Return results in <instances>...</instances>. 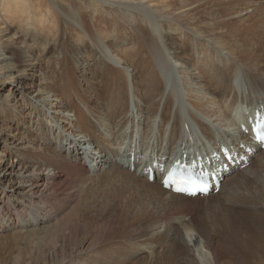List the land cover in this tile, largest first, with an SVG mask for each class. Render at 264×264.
I'll use <instances>...</instances> for the list:
<instances>
[{"label":"bare ground","instance_id":"6f19581e","mask_svg":"<svg viewBox=\"0 0 264 264\" xmlns=\"http://www.w3.org/2000/svg\"><path fill=\"white\" fill-rule=\"evenodd\" d=\"M20 1L6 0L3 8L8 11ZM44 1L65 22L86 36L92 33L91 26L85 28L84 24V14L90 12L86 6L79 7L84 0ZM211 2V7L241 6H237L239 10L233 14L236 18L229 26L217 27L213 23L218 21H202L189 13L167 18L140 2L132 5L133 10L120 11V2L104 5L127 26H132L131 18L140 16L142 23L134 29L138 43H133L134 48L125 38L112 50L99 43L93 34V39H89L98 52L91 56L84 54V59L91 57L93 62L84 61L78 78L73 74L69 83L62 74L68 70L64 57H53V67L49 66L57 74L51 75L47 57L43 61L44 58L34 55L43 52L45 45L39 48L38 42L29 40L31 43L23 41L25 44L19 46L20 42L12 40L18 30L9 32L0 27V64L5 69L0 88L9 87L5 94H0V99L20 101L26 108L21 114L22 108L11 107L13 102L4 106L0 101L3 117L0 119L1 225L7 216L10 228L21 229L25 225L20 214L29 211L38 218V225L31 228L35 233H60L61 242L51 245L53 252H59L66 245V225L73 215L54 225L47 223L59 214L62 204L66 206L73 200L66 190L68 187L93 191V181H97L109 189L105 191L101 187V192L110 197H114L113 192L122 195L127 184H133L135 190L152 188L157 193L156 205L165 209L164 214L193 215L206 208H216V202H226L227 206L239 202L235 196L237 188L248 181L258 182L257 189L252 188L254 191L249 194L248 205L239 206V209L249 208V212L236 210L231 205L230 209H224L221 224L232 239L239 238L237 233L248 232L256 226L264 228V149L260 142L252 140L251 129V124L256 122L255 114L264 109V70L257 68L247 51L254 46L264 49V41L254 40L251 35L255 25L247 22L252 11L250 2L261 1ZM21 5L20 13H26L27 20L35 19L29 15L31 4L21 1ZM170 22L178 29L171 28ZM174 29L178 31L172 42L165 34H174ZM235 30L246 34L240 36ZM29 33L30 37L35 36L32 31ZM119 45L127 48L117 50ZM98 61L110 70L108 82L102 71L100 75L97 71L82 72L86 65H97ZM22 64L25 66L20 68ZM11 77L12 82L6 81ZM8 108L13 109L11 114H5ZM14 116H20L15 126L18 132L8 127ZM37 143L51 148L53 153H37ZM222 146L226 151L221 150ZM212 151L216 152L215 160L208 154ZM226 152L232 155L230 159H226ZM190 158L196 168L200 165L204 168L210 181L213 177L219 180L218 184L207 194L195 196L163 188L162 179L172 169L189 164ZM85 163L93 170L89 171ZM148 166L153 170L152 177L144 171ZM218 166L222 167L221 176ZM87 174L86 180L68 177ZM248 193L242 196L247 198ZM128 195L140 197L131 189ZM143 195L149 196L145 190ZM5 198L9 201L4 202ZM93 206L91 200L88 205L91 213ZM87 215L83 216L82 223H87ZM257 231L263 241L259 230L249 233ZM194 244L206 258L202 240L195 237ZM90 246L94 247L95 241ZM65 263V258H61V264ZM207 264L212 263L207 261Z\"/></svg>","mask_w":264,"mask_h":264},{"label":"rangeland","instance_id":"374dc122","mask_svg":"<svg viewBox=\"0 0 264 264\" xmlns=\"http://www.w3.org/2000/svg\"><path fill=\"white\" fill-rule=\"evenodd\" d=\"M21 1L31 4V14L29 13V15L35 17V19L27 20L26 13H20L19 9L23 8ZM21 1L16 2L10 10L5 11L3 6L6 0H0V27H5L9 32L18 30L13 35L12 40L20 42L19 46L25 44L23 41L34 44L38 42L37 47L39 48L45 45L43 52L34 55L39 56L41 59L44 58L43 61L47 57L49 61L48 72L51 75L57 74L52 68L53 64L51 65L53 57L56 56L59 59L64 57V66L68 70H64L62 74L68 83L71 82L70 78L73 74L75 78H78V72L81 71L84 61L93 62L90 60L91 57L85 59L83 57L84 54L91 56L98 52L92 46L93 40H90L93 39V34L99 43L112 48V50L115 44L121 45L125 38H128V42H132L134 48L136 47L133 43H138V40L137 36L134 35V29L135 26L142 23L140 16L135 15L131 18L132 26H127L125 21L119 20L116 17L117 15L114 16L105 9L104 5L109 6L110 2H120V11L126 8L133 10L132 5L140 2L147 9L156 11L157 14L159 13L167 18L176 16L179 13H189L191 17L199 18L202 21H218L213 23L217 27L229 26L231 20L236 18L233 14L239 10L237 6H241V4H233L234 6L211 7L213 5L211 0H84V3H79V7L86 6L87 12H90L89 15L84 14L86 20L84 24L86 25L85 28L90 25L92 30V33L90 31L86 36L76 26L58 17L54 8L46 1ZM217 1L215 0V2ZM239 1H242L243 4L249 0ZM260 1L258 4L250 2L252 11L247 17V22L250 25H255V30L251 34L254 40L264 41V37H260L264 35V0ZM171 26V28L176 27L178 29L175 24ZM176 30L174 29V34H165V38H170L173 42L177 37L178 30ZM30 31L35 33V36L30 37ZM234 32L239 33L240 36L246 34L243 30H235ZM8 36H11V33ZM120 45L117 50L127 48ZM247 51L253 56L257 68L264 70V49L254 46ZM3 55L9 57L8 54ZM67 64L69 65L68 68ZM103 65V62L98 61L97 65H86L82 72L97 71L100 75L102 71L106 82H108L110 70L106 67L103 68ZM23 66L25 65L22 64L19 67ZM4 73L5 69L0 64V77H4ZM9 80L12 82L13 77L6 79V81ZM100 83L107 86L103 82ZM8 88V85L2 86L0 94H5ZM3 99H0V101L4 103V106L13 102L6 97ZM14 100L16 101V99ZM13 103L11 107L22 108L21 114L26 111L20 101ZM0 104L2 105V103ZM11 111L13 112V109L8 108L5 114H11ZM1 118L3 117L0 113ZM13 118L14 121L8 124V127H12L13 130L17 131L18 127L15 126H17L20 116H14ZM36 146L35 150L39 154L52 152L51 148L45 145L37 143ZM84 166L87 167L88 163H85ZM88 169L89 171L93 170L90 164ZM262 171L264 172V168ZM68 177H71L69 180H86L88 174L79 177L68 175ZM115 179L118 180V178ZM93 183V191L82 188H65L69 191V195L73 197V200L66 206L62 204L59 214L47 223L54 225L56 222L67 220L70 217L69 215H73L72 220L66 225L68 227L66 245L59 252H53L51 245L56 241L61 242L60 233H35L31 228L38 225V218L33 213L25 211L26 214L25 212L20 214L23 225H25L21 229L17 227L16 229L10 228L8 226L10 221L7 220V216H4L2 221L4 220L5 223L3 225L0 223V264H61V258H65V264H207V261L212 264H264V239L263 241L259 239L258 231L252 234L249 233L253 229H257L264 238L263 227L256 226L248 232L237 233L239 238L232 239L227 236L228 232L227 230L224 231L221 224L226 208L230 209L231 205L236 210H249V208L244 209V207L239 209V206L248 205L249 194L252 195L253 191L257 189L258 182H250V184L248 181H244V184L238 186L237 189L241 192L236 191L238 193L235 196H237L239 202L234 201L235 204H228V206L226 202H216V208H206L209 211L205 209L204 211L201 210L199 214L194 213L193 215H183L177 212L164 214L165 209L156 205L157 193L152 188L139 187V190H135L133 184H127V189L122 195H116L112 191L114 198L108 196L105 192L109 190L107 187L99 185L97 181H93ZM101 187L105 190L104 192H101ZM130 189L137 192L140 197L134 196L131 198L133 195H128ZM144 190L149 195L148 197L143 195ZM214 191H217V189ZM247 192H250L246 194V197L247 195L248 197H243L245 196L244 193ZM91 200L94 205L93 213L88 208ZM7 201L9 200L5 198L4 202ZM242 201L245 203H241ZM218 204L219 207H217ZM76 207L79 208V211L76 210ZM87 211L90 212L89 215H87ZM216 214L219 215L216 216ZM1 215L3 214L0 213ZM15 215L19 216L17 213ZM84 215L89 216L87 223L84 221L82 223ZM195 237L202 240L207 250L206 258L195 248ZM92 241H95L94 247L90 246Z\"/></svg>","mask_w":264,"mask_h":264}]
</instances>
